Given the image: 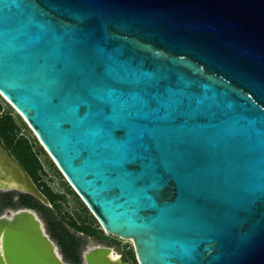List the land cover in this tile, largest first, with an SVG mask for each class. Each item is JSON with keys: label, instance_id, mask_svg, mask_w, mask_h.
Returning <instances> with one entry per match:
<instances>
[{"label": "water", "instance_id": "obj_1", "mask_svg": "<svg viewBox=\"0 0 264 264\" xmlns=\"http://www.w3.org/2000/svg\"><path fill=\"white\" fill-rule=\"evenodd\" d=\"M0 94L138 264H264V0H0ZM0 264L70 263L21 209Z\"/></svg>", "mask_w": 264, "mask_h": 264}, {"label": "rangeland", "instance_id": "obj_2", "mask_svg": "<svg viewBox=\"0 0 264 264\" xmlns=\"http://www.w3.org/2000/svg\"><path fill=\"white\" fill-rule=\"evenodd\" d=\"M2 114L12 118L17 129L16 133L18 137L26 138L29 145L32 146V151L38 154V158L42 164V172L40 171L41 180L56 197L59 208L55 210V206L51 202L48 205H44L52 211H56V220L62 222L64 227H66L72 234L76 235L77 238L82 239L81 264H84L83 254L89 249L96 247L112 248L116 253L123 255V258L121 259L122 263L138 264L134 258L135 251L132 241L117 236H109L102 230L99 221L87 208L82 198L70 186L67 179L56 165L54 159L40 142L31 127L18 114L14 106L5 97L0 95V115ZM10 212L15 211H7L5 215H9ZM37 214L43 220L45 228L51 236L45 219L39 212H37ZM73 223L78 226L84 225L90 227L92 233L86 235L85 233L80 232L76 227H73ZM51 238L53 239L52 236ZM53 240L58 244L55 239Z\"/></svg>", "mask_w": 264, "mask_h": 264}, {"label": "trees", "instance_id": "obj_3", "mask_svg": "<svg viewBox=\"0 0 264 264\" xmlns=\"http://www.w3.org/2000/svg\"><path fill=\"white\" fill-rule=\"evenodd\" d=\"M16 126L11 117L0 119V138L8 141V148L12 150L15 159L27 170L38 189L47 197L49 202L54 204L55 210L59 208L56 197L51 190L42 182L40 171L42 172V164L38 158V154L32 151V146L24 137H18ZM16 143V144H14ZM21 147V151L17 150ZM20 209H32L39 212L47 223L49 233L55 239L61 248L64 258L71 264L82 263V239L72 234L62 222H58L55 218V212L42 204L41 201L29 194H23L16 191L1 192L0 191V216L7 211H18ZM80 232L89 235L92 233L90 227L84 225L78 226L73 223Z\"/></svg>", "mask_w": 264, "mask_h": 264}, {"label": "flooded vegetation", "instance_id": "obj_4", "mask_svg": "<svg viewBox=\"0 0 264 264\" xmlns=\"http://www.w3.org/2000/svg\"><path fill=\"white\" fill-rule=\"evenodd\" d=\"M1 95V94H0ZM2 96V95H1ZM3 97V96H2ZM19 114V113H18ZM20 115V114H19ZM21 116V115H20ZM6 117H7V115H4V114H2V115H0V119H2V120H4V119H6ZM14 144H16V143H14ZM0 145L8 152V154L14 159V160H16L15 159V157H14V155H13V152H12V150L11 149H9L8 148V141H5V140H3V139H1L0 138ZM17 150H19V151H21L22 149H21V147L19 146V148L17 149ZM17 161V160H16ZM18 162V161H17ZM24 168V167H23ZM24 170L27 172V170L24 168ZM28 173V172H27ZM29 174V173H28ZM30 176V175H29ZM32 179V178H31ZM33 180V179H32ZM37 186V185H36ZM21 210V209H20ZM59 246V245H58ZM60 248V247H59ZM60 250H61V248H60ZM61 254L62 255H64L63 253H62V251H61ZM64 257V256H63ZM123 258V255H120V259H119V261L121 262V259ZM134 258L136 259V256L134 255ZM65 259V258H64ZM137 261V260H136Z\"/></svg>", "mask_w": 264, "mask_h": 264}, {"label": "bare ground", "instance_id": "obj_5", "mask_svg": "<svg viewBox=\"0 0 264 264\" xmlns=\"http://www.w3.org/2000/svg\"><path fill=\"white\" fill-rule=\"evenodd\" d=\"M18 112V111H17ZM109 260L111 261H119L120 259V254L116 253L112 248L111 251L108 253V257Z\"/></svg>", "mask_w": 264, "mask_h": 264}]
</instances>
